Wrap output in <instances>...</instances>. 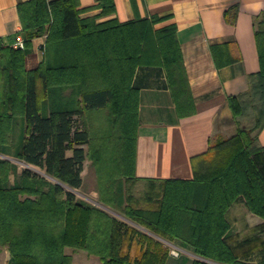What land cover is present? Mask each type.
Instances as JSON below:
<instances>
[{"label":"trees","instance_id":"obj_1","mask_svg":"<svg viewBox=\"0 0 264 264\" xmlns=\"http://www.w3.org/2000/svg\"><path fill=\"white\" fill-rule=\"evenodd\" d=\"M94 9L101 13L82 17ZM17 10L24 49L0 42V154L25 164L19 170L0 158V250L11 264H73L66 248L102 264H245L229 244L226 215L242 199L264 220V13L254 22L259 71L246 93L228 97L235 136L216 144L192 180L162 181L152 210L133 206L125 190L135 177L139 124L133 77L139 65L162 67L177 115L195 114L176 27L155 30L157 17L99 22L115 13L112 0L83 9L79 0H29ZM42 36L43 61L28 70L32 41ZM87 159L102 205L205 261H175L161 242L78 199ZM136 244L142 253L131 259L123 249Z\"/></svg>","mask_w":264,"mask_h":264},{"label":"crops","instance_id":"obj_2","mask_svg":"<svg viewBox=\"0 0 264 264\" xmlns=\"http://www.w3.org/2000/svg\"><path fill=\"white\" fill-rule=\"evenodd\" d=\"M26 1L29 0H0V42L3 47L15 48L17 39L21 37L17 6ZM101 1L103 0H79V8L95 7ZM112 1L115 13L100 18L99 22L116 19L119 23H127L157 17L160 21L155 24V30L169 25L176 27L177 40L195 102V114L180 118L176 113L164 69L149 65H139L136 68L133 87L138 90L139 124L135 177L125 181V190L133 206L154 210L159 205L162 181L192 180L195 173L206 168L215 158L216 144L235 136L237 124L228 104V97L246 93L249 89V77L259 71L254 22L257 16L264 13V0ZM235 7L238 11L236 18ZM229 11L232 14L227 20L226 13ZM100 13V9L89 10L82 17L97 16ZM45 42V36L32 41V51L26 59L28 70L35 69L43 61ZM258 141L264 147V127L259 133ZM258 166L261 167L262 164ZM94 193L97 194L95 191ZM234 209L235 225L239 229L245 227L252 234L233 245L230 240L233 234L230 224L229 244L243 263H247L246 255H257L258 251L260 259H264V220L251 213L242 199L230 207L227 220L230 211ZM102 210L149 237L150 234L155 235L109 207L103 206ZM256 233L258 235L254 237ZM156 237V241L163 240ZM261 237L262 242L259 241ZM247 238L258 240L252 245ZM173 244L192 251L181 243ZM245 248L247 254L243 252ZM75 251L87 254L82 250ZM123 252L135 259L140 257L142 250L136 244L129 249L125 246ZM87 256V261L102 264L98 257Z\"/></svg>","mask_w":264,"mask_h":264},{"label":"rangeland","instance_id":"obj_3","mask_svg":"<svg viewBox=\"0 0 264 264\" xmlns=\"http://www.w3.org/2000/svg\"><path fill=\"white\" fill-rule=\"evenodd\" d=\"M0 158L1 159H5L8 160L9 162L13 163L14 165L19 166V170H21L22 168L25 167V164L22 162L17 161L15 158L11 157V156H6L3 154H0ZM84 168H85V172H84V179H85V186H84V190L85 192H81V191H75L76 196L78 199L86 202L89 205L95 206L100 208L101 210L103 209V206L99 201H98V195L94 193V179H93V173H92V169H91V163L90 161L87 159L86 162L84 163ZM35 172L42 174L41 171H39L36 168H32ZM15 176L14 174L11 176V180H14ZM136 194L138 192L134 191ZM111 212V211H110ZM228 220L230 222V224L232 225V236L230 238L231 242L233 245H237L239 242L244 241V239L246 237L251 236L252 233H250V231H248L245 227H242L241 229H239L236 225H235V209L230 211V214L228 215ZM235 233L236 236H235ZM148 234H150L148 232ZM256 235H258L257 233L254 235V237H257ZM151 237H153L154 239L157 238L155 235L150 234ZM249 239V238H247ZM258 240V239H257ZM256 238L255 239H249V241L251 242L252 245H254L257 242ZM259 241L262 242V237L259 238ZM161 243L164 245L165 248H167L170 252V256L172 258H174L175 261H180L182 259H184L185 261H192V260H203L202 258L194 255V253L186 247L180 246L178 247V244H173L170 243L168 241L165 240H161ZM247 248L243 249V252L246 253ZM255 251L258 249H254ZM176 252L178 255L177 257H173L171 255L172 252ZM66 253L68 255H70L73 258V264H95L93 263V261H87V256L88 254L82 253L80 251H75V250H71V249H66ZM240 253V252H239ZM242 253V251H241ZM256 253V252H254ZM247 254V253H246ZM261 254H259V251L257 252V255L255 254H251V255H246L245 259L248 258L247 263L245 264H256L259 261H261L260 259ZM96 258V257H95ZM12 263V259L10 256V253L8 251L7 248H2L0 250V264H11Z\"/></svg>","mask_w":264,"mask_h":264},{"label":"built area","instance_id":"obj_4","mask_svg":"<svg viewBox=\"0 0 264 264\" xmlns=\"http://www.w3.org/2000/svg\"><path fill=\"white\" fill-rule=\"evenodd\" d=\"M14 47H15L16 49H21V50L24 49V42H23V39H22L21 37H19V38L17 39V41H16ZM171 255H172L173 257H177L178 254H177L176 252L173 251V252L171 253Z\"/></svg>","mask_w":264,"mask_h":264}]
</instances>
